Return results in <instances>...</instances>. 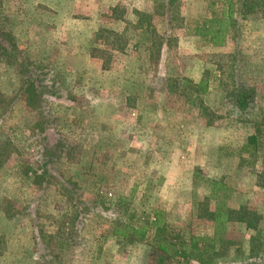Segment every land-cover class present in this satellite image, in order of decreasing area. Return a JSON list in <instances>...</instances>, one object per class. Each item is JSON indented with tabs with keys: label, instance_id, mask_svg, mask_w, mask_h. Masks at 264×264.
Returning <instances> with one entry per match:
<instances>
[{
	"label": "rangeland",
	"instance_id": "1",
	"mask_svg": "<svg viewBox=\"0 0 264 264\" xmlns=\"http://www.w3.org/2000/svg\"><path fill=\"white\" fill-rule=\"evenodd\" d=\"M168 1L0 0L43 99L0 63V264H206L175 255L196 238L207 264H264V68L243 75L236 28L196 33L221 0Z\"/></svg>",
	"mask_w": 264,
	"mask_h": 264
},
{
	"label": "trees",
	"instance_id": "2",
	"mask_svg": "<svg viewBox=\"0 0 264 264\" xmlns=\"http://www.w3.org/2000/svg\"><path fill=\"white\" fill-rule=\"evenodd\" d=\"M175 0H169L168 4L171 6ZM238 3V13L241 15V20L245 18L249 14L253 13H264V0H237ZM221 5H227V13H225L223 10L219 17H216L217 19H214L211 21H207V23L204 25L206 28L203 33H199V31H196V33L200 34L201 36L207 37L211 41L217 40L220 42L219 33L222 28L228 27L229 30H235L232 31L233 33L237 32L238 29V18H234V0H221ZM137 19L134 22H131V25L134 29L140 31V36L143 37L142 41H138V44L140 43H149L150 41V47L156 48L158 50L161 49L163 46V38L158 35L156 32L152 21L151 16L148 13L139 12L136 11ZM212 22H215V26H212ZM230 27H234V29H231ZM237 34V33H236ZM117 36H121L120 33H117ZM210 36V37H208ZM117 48H121L118 46ZM0 63H5L6 65H15L17 69V74L20 77V88L18 91V95L25 98V100H28L29 102L34 103H41L42 102V96L40 94L42 83L40 72L37 74L35 71V67L33 64L24 58L21 50H19L18 46L16 45L15 39L8 31L3 30L0 28ZM202 91H206L207 88L203 87V83L201 84ZM237 101L238 106L241 110L246 109L249 104V98H248V91L246 90L245 85L242 82H239L237 85ZM3 95L0 93V103L2 102ZM245 223L244 219H242ZM160 222V219L157 217L155 221L153 222V225ZM249 226V225H248ZM252 227V226H250ZM199 238H196L191 243V252L187 253L188 249H179V251L175 250V255H181L183 258H197L200 263H209L208 261L203 260L199 253L200 248L198 245ZM195 251V252H194Z\"/></svg>",
	"mask_w": 264,
	"mask_h": 264
},
{
	"label": "crops",
	"instance_id": "3",
	"mask_svg": "<svg viewBox=\"0 0 264 264\" xmlns=\"http://www.w3.org/2000/svg\"><path fill=\"white\" fill-rule=\"evenodd\" d=\"M231 31L228 27L222 28L219 33L220 42L204 38L212 47L229 46L233 43L229 37L230 34L232 36ZM236 33L237 41L234 44L241 55L243 75L255 77L258 74L256 69L264 68V13L247 15L241 20Z\"/></svg>",
	"mask_w": 264,
	"mask_h": 264
}]
</instances>
